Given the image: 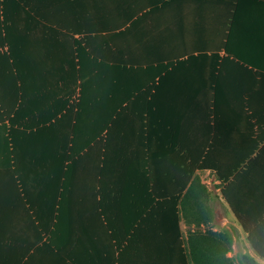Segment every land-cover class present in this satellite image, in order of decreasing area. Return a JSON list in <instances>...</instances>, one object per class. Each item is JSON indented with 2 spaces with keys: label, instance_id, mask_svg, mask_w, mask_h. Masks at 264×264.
<instances>
[{
  "label": "crops",
  "instance_id": "1",
  "mask_svg": "<svg viewBox=\"0 0 264 264\" xmlns=\"http://www.w3.org/2000/svg\"><path fill=\"white\" fill-rule=\"evenodd\" d=\"M155 4L130 21H109L108 25L121 26L108 29L106 34L112 43L107 55L126 63L124 71L135 64L149 66L154 72V96L137 100L155 106L150 113L155 120L157 156L153 189H148L149 181L143 174L136 196L127 193L113 201L115 182L127 191V166L115 165L117 151L127 150L123 140V146L111 150L109 182L104 188L107 197L102 198L98 171L92 165L98 149L92 145L85 161L75 162L80 163L75 172L82 175L79 191L90 194L89 207L69 213L75 223L62 225L64 235L57 241H50L53 227L40 234L34 226H11L13 241L0 240V264H181L180 257L175 261L170 256L174 255L172 247H177L180 255L178 245H172L178 230L189 264L210 263V231L226 229L233 232L238 250L229 256L247 254L264 263L223 195L227 184L214 172H197L212 195L209 205L214 211L213 221L204 202L197 201L201 197L193 188L195 174L183 194L185 204L180 205L178 197L187 179L181 170L185 169L188 177L189 166L194 164L192 154L206 152L214 145L211 150L221 154L224 168L236 167L240 154H255L253 158L258 160H251L250 170L239 174L230 193L249 208L258 202L264 204V0H165ZM70 26L84 29L92 40L98 22L92 18L73 20ZM83 36L77 31L74 39ZM32 55L45 53L36 47ZM29 71L24 102L15 100L18 83L0 81V90L2 84L9 87L10 98L5 97V104L16 101L10 115L4 117L0 111V144L1 135L14 142L8 163H4L0 145V216L10 208L15 218L39 215L44 219L51 215V203L59 201L68 166L67 155L59 153L51 140L65 132L52 129L61 115L51 117L52 112H47L51 107L47 69L39 73L33 66ZM39 85L47 90L44 96L36 91L42 90ZM14 86L13 91L10 88ZM58 87H62L60 83ZM40 106L48 108L38 112ZM140 110L144 112V107ZM122 133L127 135L126 129ZM121 135L118 137L124 138ZM8 196L10 207L5 204ZM35 233L40 240L23 252L32 245L28 240ZM134 234L137 236L131 247L138 248V255L130 256L124 248L129 246L127 238ZM217 259L220 262V250Z\"/></svg>",
  "mask_w": 264,
  "mask_h": 264
},
{
  "label": "trees",
  "instance_id": "2",
  "mask_svg": "<svg viewBox=\"0 0 264 264\" xmlns=\"http://www.w3.org/2000/svg\"><path fill=\"white\" fill-rule=\"evenodd\" d=\"M163 1L165 0H153L151 3L148 0H0V81L7 82L8 85L10 82H13V85L18 83L15 100L24 102L29 68L34 66L39 73L42 72V68L47 69V80L51 83L48 92L51 95V107L40 106L37 111L48 108L47 112H52L51 117L61 115L52 129L62 130L65 134L51 141L52 145L58 148L59 153L67 155L68 162L59 201L51 203L49 208L51 215L45 216L44 219L39 215L37 217L31 215V219L29 216L15 218L10 208L7 209L0 216L1 241H13V232L10 227L16 224L34 226L40 234H47V231L53 227L50 241L60 240V236L64 235L61 226L65 224L73 226L75 223L74 215L69 213L89 207L90 194L88 190L79 191L82 186V175L75 172L80 164L77 165L75 162L77 159L84 162L85 156H89L91 152L92 145L98 149V156L93 159L92 165L98 171L102 189V191L99 190V195L102 198L107 197L104 188L109 182L111 150L123 146V140L127 150L117 151L115 165L122 163L127 166L125 167L127 174L129 173L126 179L127 191L123 190V185L115 182V188L111 192L113 201L121 200L127 193L136 196L139 178L143 177V174L149 181L148 189H153L155 185L153 164L157 156L154 152L155 120L150 113L155 106L153 103L142 105L137 100L154 96V72L148 68L149 66L143 68V66L136 67L135 64H132L134 68L124 71L127 69L126 63L113 60L107 55L106 50L112 43L107 39L106 34L108 29L115 30L121 26L108 25L109 21L119 19H124L125 22L130 21L140 17L149 9L148 6L154 7L156 2ZM90 18L98 22V28L92 34L95 35L92 36V40H90V33L84 32V29H74L70 26L73 20L86 22ZM64 30L66 32H63ZM77 31L84 35L82 39H74ZM36 47L45 55L33 56L32 50ZM42 80L44 79L39 81ZM59 83L62 86L60 88ZM14 88L15 86L10 89L14 91ZM39 88L42 90L36 91L44 96V91L47 93V90H44L41 85ZM0 91V111H3L5 117L12 113L16 101L12 105L5 104V97L10 98L9 87L2 84ZM143 107L144 112L140 110ZM145 115L146 118H144ZM125 129L127 135H121ZM120 135L124 138H119ZM10 140L12 139L9 136L1 135L0 145L4 149V163L10 161L12 154L10 145L14 142ZM213 148L214 145H211L206 152L196 151L192 154L194 164L193 168L189 166L188 177L186 170H181L182 176L187 179L180 186L179 203L185 204L186 199L183 194L187 183L195 174L193 188H196L195 195L201 197L197 201L204 202V207L209 210L210 219L213 221L214 211L209 205L212 195L208 193L206 186L201 184V178L197 172L203 170L214 172L227 184L223 189V195L240 225L248 232L249 241L257 256L264 260V204H258V202L249 208L246 202L233 199L230 193L233 184L240 178L239 174L250 170L251 160H258V158H253L255 154L251 152L240 154L236 167L224 168L221 166L223 165L221 154L211 150ZM188 156L191 157V154ZM86 164L87 166L89 164L88 158ZM87 166L86 172L89 170ZM5 204L10 207V196L5 198ZM114 207L118 208L117 203ZM199 208H201L200 204ZM28 211L31 212V209L28 208ZM36 235L35 233L29 237L28 242H32V245L30 244L29 248L24 247L23 252L31 249L33 243L40 240ZM135 236L137 234L127 238L129 246L124 248L130 256L138 255V248L131 247ZM26 237L27 234L25 240ZM172 242V245L174 243L178 245L180 255H177V247H172L170 251L174 255L172 256L171 253L170 256L174 257L175 261L180 257L181 264H189L180 230L177 231V237ZM210 244V263L198 264H263L257 258L247 254L237 253L229 256L234 252V234L229 229L222 232L211 230ZM219 250L220 262L217 259Z\"/></svg>",
  "mask_w": 264,
  "mask_h": 264
},
{
  "label": "water",
  "instance_id": "3",
  "mask_svg": "<svg viewBox=\"0 0 264 264\" xmlns=\"http://www.w3.org/2000/svg\"><path fill=\"white\" fill-rule=\"evenodd\" d=\"M234 249H235L236 252L238 251L237 250V246H236V242L234 243Z\"/></svg>",
  "mask_w": 264,
  "mask_h": 264
},
{
  "label": "rangeland",
  "instance_id": "4",
  "mask_svg": "<svg viewBox=\"0 0 264 264\" xmlns=\"http://www.w3.org/2000/svg\"><path fill=\"white\" fill-rule=\"evenodd\" d=\"M264 264V263H263Z\"/></svg>",
  "mask_w": 264,
  "mask_h": 264
}]
</instances>
